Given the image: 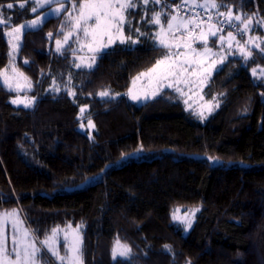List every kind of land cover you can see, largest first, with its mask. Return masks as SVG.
<instances>
[{
	"label": "trees",
	"instance_id": "16d2710c",
	"mask_svg": "<svg viewBox=\"0 0 264 264\" xmlns=\"http://www.w3.org/2000/svg\"><path fill=\"white\" fill-rule=\"evenodd\" d=\"M20 2L0 0L12 21L0 26V71L10 61L4 30L60 3L33 13L32 0L24 9ZM215 2L226 5L218 11L264 20V0ZM161 7L150 3L146 13L140 0L124 28L138 42L114 44L92 69L75 66L71 47L63 55L53 48L71 27L68 12L23 33L16 67L32 87L20 95L35 99L12 105L17 93L0 81V210L18 207L39 237L82 225V264H264V80L251 74L264 68V43L212 74L204 95L219 106L203 121L170 89L134 104L132 78L167 51L141 19ZM88 120L91 133L79 129ZM130 153L139 156L122 159ZM178 206L198 208L187 234L171 220ZM117 238L131 254L114 261Z\"/></svg>",
	"mask_w": 264,
	"mask_h": 264
},
{
	"label": "snow or ice",
	"instance_id": "6c2138e0",
	"mask_svg": "<svg viewBox=\"0 0 264 264\" xmlns=\"http://www.w3.org/2000/svg\"><path fill=\"white\" fill-rule=\"evenodd\" d=\"M32 2L35 3V6L32 7L31 11L35 13L38 8H43L46 4H51L53 0H32ZM58 2H60V7L53 9L52 14L59 15L62 12H68L71 30L64 35L63 42H61V40L56 41V52L63 55L67 48L71 46L72 39L75 37V42L81 45V49L87 47L90 52L94 53L89 63H77L75 65L77 68H92L98 56L102 54L104 50L115 44L117 40H119L121 44H125L128 41L132 43L138 42L132 40L131 36H124V28L128 23L127 15L130 14L129 10L138 8L140 6V0H83V2L73 0L71 10L64 6L67 0H58ZM172 2H174V0H143L146 13L149 10L147 6L150 3L153 5L161 4L162 6L161 10L155 11L150 19H145V17L141 19L144 23H150L160 27V32L153 34L152 38L159 47L167 49V51L162 54V58L158 59L152 68L148 69L147 73L141 72L139 76L133 78V83H135L137 79L147 75L149 77H154L157 82V90L152 92L151 96L145 95L141 97L133 94L132 90L129 89L128 94L134 101L154 97L158 95L164 87L173 88L180 96H183L185 93L179 85L185 84L191 88L194 84V80L191 78L199 75L200 68L203 67V59L197 60L200 53L197 52L196 48L192 47V44L196 41V37L192 36L191 33L194 32L197 27H200L204 21L200 19L199 12L195 13V19H185L180 17L179 13L185 8L189 11L197 8L203 9L208 14V23L211 24L213 21L211 10H219L221 7H226V5L216 3L215 0H204L203 3H197L196 0H191L190 5L188 4V0H183L182 3L176 5V8L171 9L176 15L169 18L164 9ZM14 6L13 3H7L6 5L8 9H12ZM25 6V2L22 0V2L19 3V7L24 9ZM77 10L79 14L72 19L73 13ZM217 14L219 17L226 16L225 19L217 21L219 27L215 30H212L210 27L207 33L201 31L200 34V39L203 41L205 48L204 55L212 53V49L208 46L209 37H215L218 33H222L225 26L236 29L241 35L244 32H248L252 27V17L245 19L243 15L234 16L233 10L230 8L226 14L219 11H217ZM49 15L50 13L45 12L43 17L38 16L31 22L21 24L13 28L11 33L6 34H19L15 36V39L18 41L16 45L18 49L20 46L19 41L23 33L38 28ZM196 20H198L199 23H196ZM234 21L239 22V24L234 23ZM165 22H167V30L163 27ZM11 23V17L5 19L3 13L0 12V26L10 25ZM61 27L63 28L64 25ZM136 31L140 32V29L137 28ZM183 32L189 33L186 42L180 40V37L176 35H173V40L176 42H169V33H180L182 36ZM81 33L83 34V39L81 38ZM48 35L51 37L53 34L49 33ZM141 35H143V33H141ZM105 38L107 39V43L104 42ZM219 39L221 47H223L225 37L220 35ZM232 41H236V36L232 31H229L227 41L229 48H231ZM237 43H239V41H237ZM261 43H264V41ZM182 47L187 48L188 52L192 54L191 59L187 58V53H177L172 50L173 48L180 49ZM244 47H247V45H244ZM76 51V49H72L74 56L76 55ZM241 52L244 54L243 49ZM249 55L250 53L244 55L245 60L248 59ZM181 56L185 58L181 59ZM225 58L221 59V63H223ZM25 63H28V61L26 60ZM196 64H199L200 68L194 67ZM213 69H216L215 64H213ZM20 75L22 76L23 74L21 73ZM210 75L211 72L205 70V76ZM253 75H256L255 70H253ZM24 79L27 81L26 77ZM164 81L173 82L164 84ZM3 84L9 91L17 92V98L12 100L13 104H23L26 108L33 105L35 98L28 101L19 98V92L23 90V86L18 85L14 88L12 82L7 77L4 78ZM31 87L32 85L29 81L27 83V88L30 90ZM100 95L102 97H107L109 93L105 91L101 92ZM185 104H188L187 100H185ZM81 111L83 112L84 110L81 109ZM89 124H91V121H89ZM123 158L124 157H122V159ZM176 211H178V209ZM173 219H177L175 214L173 215ZM186 223L187 227H191L190 221H186ZM8 225H11L10 244L9 233L7 231ZM71 227L72 226L69 224L64 229H61L59 226L53 228L50 235L46 236L44 240L39 241L38 246L34 232L25 227V220L21 218L19 210L14 209L10 212L6 211L0 213V264H51V260L47 256V253H51L52 256H55L60 261V264H82V237L80 236L82 225H77L76 228L72 230L70 237L68 229ZM61 233H63L65 246V255L63 256L60 255L59 252V237ZM45 248L47 252L44 251ZM130 254L131 249L127 245L122 244L120 239L117 238L112 247V259L116 261L118 257L128 258Z\"/></svg>",
	"mask_w": 264,
	"mask_h": 264
},
{
	"label": "rangeland",
	"instance_id": "374dc122",
	"mask_svg": "<svg viewBox=\"0 0 264 264\" xmlns=\"http://www.w3.org/2000/svg\"><path fill=\"white\" fill-rule=\"evenodd\" d=\"M141 2L143 4V0H141ZM178 2H183V0H175L173 3H170L168 5V7L166 8L165 12L167 13L169 18H171V16H173V15H176V13L171 11V9L176 8V4H178ZM196 2L197 3H203L204 0H196ZM54 3H58V0H53V2L51 4H54ZM51 4H46L45 7L48 6V5H51ZM188 4L189 5L191 4V0H188ZM159 5L161 6V4H159ZM57 7H60V3L57 4V5L52 6L49 9H47L46 11L41 13L39 16L43 17L45 12L50 13V15L48 17L55 16L56 14H52V12H53V9H55ZM160 10H161V8H160ZM217 11L218 10H211V14L213 16V21L211 22V24H209L208 21H207V22L203 23L202 25H200V27H197L196 30L191 33L192 36L196 37V41L192 44V47L196 48L197 52L200 53V56L197 57V60L203 59V67L202 68H200L199 64L194 65V67L200 68V74L191 78L192 80H194V84L191 86V88L189 86L185 85V84L179 85V87H181L183 89L184 93H185L183 96H180L179 93L175 92L173 88L164 87L160 91V93H162L166 89L172 90L174 93L177 94L176 96L181 100L182 104L184 105V108L186 110L192 112L193 114H195L198 117V119L201 120V121L205 120L219 106V99L217 97H214L212 99H206L205 95H204V88L207 85V83H208L210 77L212 76V74L221 67V65L224 63V61L228 57L238 56V57H243L244 58V55H247L248 53H251V49L252 48L261 49V46L263 45L261 42L264 41V20L258 19V18L255 19L254 17H252L253 18V23H252L251 29L248 32H244L242 35L240 33H238L236 31V29L233 30V28L225 26L224 27V31L222 33H218L217 36H215V37H209L208 46L212 49V53L208 54V55H204L205 48H204L203 41L200 39V34H201V31L207 33L209 31L210 27L212 28V30H215L217 27H219V24L217 23V21L221 20V19H224V17H219L218 14H217ZM219 12H222V11H219ZM78 14H79V12L77 10V13L74 15L73 19ZM187 14H188L187 12L182 11V10L179 13L180 17H183L185 19H192L190 17H187L186 16ZM37 17H35L34 19H36ZM34 19L26 20V21L20 23L18 26H20L21 24L29 23V22H31ZM235 22L239 24V22H237V21H235ZM152 25L154 26L153 34L160 32V27L159 26L154 25V24H152ZM18 26H15V27H18ZM15 27H13V28H15ZM163 27H164L165 30H167V22L164 23ZM13 28H7V29L4 30V35H5L7 41L9 42V45H10V61L8 62V64L5 67H3L1 69V71H0V81L3 84L4 78L7 77L12 82V85H13L14 88L17 87L18 85L23 86V90L19 92V98L22 99V100L28 101V100H32L33 97H31L29 95H20L21 92L29 90L27 88L28 80L26 81L24 79L25 78L24 75H22V76L20 75L21 73L18 71V69L16 67V59H17V55H18V51H19L20 46H19L18 49L16 48V45H17L18 41L15 39V36L19 35V34H15V33L13 35H7L6 34V33H11ZM257 28L258 29L259 28L262 29L263 34L261 36H260V34H255L256 33L255 31H256ZM70 30H71V27H70V29H68L65 32V34L68 31H70ZM251 30H253L252 31L253 33H251ZM229 31H233V34L235 33L234 35L236 36V41H232L231 42V48H229V45H228V42H227L228 41V32ZM64 35L61 38L57 39V40H61V42H63ZM173 35L179 36L180 40H183V41L186 42L187 41V37L189 36V33L183 32L182 36H181L180 33H169L168 34V40H169L170 43H175L176 42V41L173 40ZM220 35H223L225 37V43L223 44V47H221V43H220V39H219ZM124 36H126V35L124 34ZM81 38L83 39V34L82 33H81ZM21 40H22V38H21ZM21 40L19 41V45H21ZM57 40H55V42L53 44V48H54L55 51H56V47H57V45H56V41ZM132 40H135V39H132ZM237 41H239V43H237ZM104 42L107 43V39L106 38H105ZM116 43H119V40H117ZM125 44L134 45L135 43H132L131 41H128ZM155 44L157 45L156 41H155ZM244 45H247V47H244ZM97 46H98V44H97ZM70 47H71V49H76L77 50L76 51V55L75 56L73 55V59H74L75 65L77 63H80V64L89 63L90 62V58L94 55V53L90 52L87 47H84V48L81 49V45L79 43L75 42V37H73ZM242 49H243V53L244 54H242V52H241ZM172 50L174 52H177V53H187V58H189V59L192 58V54L190 52H188L187 48H185V47H182L180 49L173 48ZM262 51L264 53V50H262ZM184 58H185L184 56H181V59H184ZM222 58H225L223 60V63H221V59ZM174 59H175V57H174ZM95 64L93 65V67L95 66ZM213 64L216 65V69H213ZM80 68L92 69V68H88V67H80ZM205 70H207L208 72H211V75L210 76H205ZM253 70H255V72H256L255 76H257L259 78H263V80H264V68L257 67L256 69H253ZM253 70L251 71L252 75H253ZM147 71H143V72L147 73ZM140 73L136 74L134 77L139 76ZM133 78H132L131 84H130L128 90H127V97L129 99V101H131L132 103H134V104H143V103H145L147 101H150V100L154 99L155 97H157L160 94L159 93L158 95H156L154 97H151L149 99H141L139 101L132 100L130 98L129 94H128L129 93V89L132 90L133 94L139 95L141 97H143L145 95L151 96V93L157 90V82H156L154 77H149V76L146 75L144 77H140L139 79H137L135 81V83H133ZM169 82H173V81H164V84H167ZM4 87L7 90H9L6 86H4ZM12 92L17 93L16 91H12ZM102 92H105V91H102ZM99 96L102 97L100 94H99ZM16 98H17V95L12 97L10 99V103L12 105L16 106V107L26 108V107H24L23 104H13L12 100L16 99ZM185 100L188 101V104H185ZM27 108H29V107H27ZM81 109H83L84 111L82 112ZM87 109H88L87 106L81 107L80 108V112H79L80 113L79 116L83 117L84 113L87 111ZM89 121L90 120L86 121V123L82 122V124L79 127V129L82 130V131L88 130L91 133V131L94 129V125H93L92 121H91V124H89ZM138 156H139V153H130V154L125 155L124 159L125 158H130V157L137 158ZM212 161L214 163H216L217 159H213ZM14 209L20 211V209L18 207L14 206V207H11L9 209L0 210V213H4L6 211L10 212V211H12ZM177 209H178V211H176ZM197 209H198L197 207H181V206L175 207L172 210V212H171V220H172L173 223H175V224H177V225H179L181 227V229H182L184 234H187L191 227H187L186 221H190L191 222V226H192V224L194 222V219H195V215H196V213L198 211ZM174 214L177 217V219H173V215ZM20 216H21V218H23L25 220V218H24V216H23L21 211H20ZM25 227L31 229L30 226L28 225V223L26 222V220H25ZM54 228H56V227H54ZM60 228L64 229V228H66V226L60 227ZM75 228L76 227H71L70 229H68L70 237H71L72 230L75 229ZM7 231L9 233V244H10V242H11V225H8ZM50 234H51V232L48 235H50ZM35 236L37 238L38 246H39V241H42V240H44L46 238V236L45 237H39L36 234H35ZM80 236H81V233H80ZM59 241H60V243H59V252H60V255L63 256V255H65V246H64L63 233L60 234ZM44 251L47 252V249L45 248ZM47 256L50 258L52 264H60V261L55 256H52L51 253H47Z\"/></svg>",
	"mask_w": 264,
	"mask_h": 264
},
{
	"label": "built area",
	"instance_id": "2783aa9c",
	"mask_svg": "<svg viewBox=\"0 0 264 264\" xmlns=\"http://www.w3.org/2000/svg\"><path fill=\"white\" fill-rule=\"evenodd\" d=\"M180 3H182V2H178V4H180ZM176 5H177V4H176ZM182 11L187 12L188 14H187L186 16H187V17H190V18H192V19H195V13H196V12H199V13H200V19H202V20L204 21V23L208 21V14H206V13H205L204 11H202V10L194 9V10L189 11L187 8H185V9H182ZM224 19H225V18H224ZM221 20H223V19H221ZM195 22H196V23H199L198 20H196Z\"/></svg>",
	"mask_w": 264,
	"mask_h": 264
},
{
	"label": "crops",
	"instance_id": "0c3cea01",
	"mask_svg": "<svg viewBox=\"0 0 264 264\" xmlns=\"http://www.w3.org/2000/svg\"><path fill=\"white\" fill-rule=\"evenodd\" d=\"M51 17V16H50ZM207 28V27H206Z\"/></svg>",
	"mask_w": 264,
	"mask_h": 264
}]
</instances>
